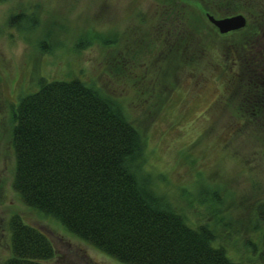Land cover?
Segmentation results:
<instances>
[{"label":"rangeland","instance_id":"rangeland-1","mask_svg":"<svg viewBox=\"0 0 264 264\" xmlns=\"http://www.w3.org/2000/svg\"><path fill=\"white\" fill-rule=\"evenodd\" d=\"M170 2L0 0V264L11 254L13 214L51 238V264H125L26 204L12 186L15 105L44 80L74 77L139 129L135 165L143 185L191 225H211L213 244L231 259L264 264V223L256 215L264 203L262 129L234 99L246 60L264 57V0H179L182 33L158 38V11ZM211 4L244 13L249 25L219 35L205 15Z\"/></svg>","mask_w":264,"mask_h":264},{"label":"trees","instance_id":"trees-1","mask_svg":"<svg viewBox=\"0 0 264 264\" xmlns=\"http://www.w3.org/2000/svg\"><path fill=\"white\" fill-rule=\"evenodd\" d=\"M178 1L158 11L163 17L156 29L158 38H166L171 30L182 33L183 7ZM209 8L205 11L230 13L218 4ZM248 61L246 82L241 91L238 86L234 99L257 116L255 124L262 129L264 142V63H260L264 57ZM13 116L12 186L26 204L55 217L68 231L121 263L242 264L231 259L224 246L213 244L211 225H191L142 184L135 165L139 129L98 88L78 77L47 79L21 97ZM256 210L264 223V203ZM6 226L11 254L3 264H51L55 249L47 233L18 214L9 216ZM261 241L264 262V225Z\"/></svg>","mask_w":264,"mask_h":264},{"label":"water","instance_id":"water-1","mask_svg":"<svg viewBox=\"0 0 264 264\" xmlns=\"http://www.w3.org/2000/svg\"><path fill=\"white\" fill-rule=\"evenodd\" d=\"M209 20L213 22L220 32H226L231 29H238L245 25L246 17L243 13H234L222 17H216L211 13L207 14Z\"/></svg>","mask_w":264,"mask_h":264},{"label":"flooded vegetation","instance_id":"flooded-vegetation-1","mask_svg":"<svg viewBox=\"0 0 264 264\" xmlns=\"http://www.w3.org/2000/svg\"><path fill=\"white\" fill-rule=\"evenodd\" d=\"M205 12H206V15H207L208 13H211V12H209V11H205ZM211 14H213V15L216 16V17H221V16H225V15H227V14H219V13H211ZM215 14H219V15H215ZM211 25H212V26H211ZM247 25H248V20H247L246 25H244L243 27L238 28V29L229 30V31H226V32H223V33H221V32L219 31L218 27H217L214 23H212V22H210L209 27H210V29H212L213 31H214V30L217 31V33H218L219 35L223 36V35L231 34L232 32H234V33H235V32H239V31H241L242 29H244ZM215 31H214V32H215ZM256 33H258V32H256ZM262 34H264V32H262L261 35H262ZM255 35H257V34H255ZM258 52H264V45L261 47V49H260Z\"/></svg>","mask_w":264,"mask_h":264}]
</instances>
